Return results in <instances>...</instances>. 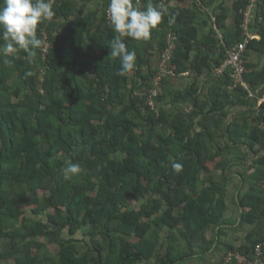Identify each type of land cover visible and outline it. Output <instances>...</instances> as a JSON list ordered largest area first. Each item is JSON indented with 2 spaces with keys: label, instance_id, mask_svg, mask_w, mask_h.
I'll return each mask as SVG.
<instances>
[{
  "label": "trees",
  "instance_id": "1",
  "mask_svg": "<svg viewBox=\"0 0 264 264\" xmlns=\"http://www.w3.org/2000/svg\"><path fill=\"white\" fill-rule=\"evenodd\" d=\"M90 1L55 0L53 19L38 25L46 53L44 44L31 60L19 50L10 64L0 54V264H182L219 241L235 164L249 184L234 198L238 222L249 227L227 248L252 257L264 240V0L252 28L260 38L245 51L247 87L233 88L230 72L214 69L246 37L248 0L234 3L233 26L223 3L151 0L168 14L148 41L122 38L136 53L124 75L110 56V0ZM170 30L172 65L193 79L163 80L156 111L147 93ZM69 161L81 170L65 179ZM226 254L220 264H238Z\"/></svg>",
  "mask_w": 264,
  "mask_h": 264
},
{
  "label": "clouds",
  "instance_id": "2",
  "mask_svg": "<svg viewBox=\"0 0 264 264\" xmlns=\"http://www.w3.org/2000/svg\"><path fill=\"white\" fill-rule=\"evenodd\" d=\"M108 26L115 35L110 41V56L120 62L119 75L131 72L135 67L136 53L130 51L123 37L135 41H148L152 29L156 28L168 14V8L154 6L151 0L145 5L142 0H110L107 7ZM55 15L52 0H0V54L7 59L19 50L35 57V49L44 44L43 32L38 36V25L51 21ZM182 165L172 163L174 171L180 172ZM65 179L80 172L78 163L69 161L62 167Z\"/></svg>",
  "mask_w": 264,
  "mask_h": 264
},
{
  "label": "built area",
  "instance_id": "3",
  "mask_svg": "<svg viewBox=\"0 0 264 264\" xmlns=\"http://www.w3.org/2000/svg\"><path fill=\"white\" fill-rule=\"evenodd\" d=\"M259 1L260 0H248V4L242 10L244 15L242 27L246 37L244 40L228 48V56L226 60L219 66H216L214 69V75L216 76H221L226 71L230 72V75L234 82L233 85L230 86V88H233L234 86H237L239 84L247 87V84L243 78V74L245 72L246 62H247L245 51L249 40L253 38H260V35L252 30L253 26L257 23V17L260 20L262 19L261 17L257 16ZM54 2L55 0H52V4H54ZM177 39L178 36L174 33L173 30H170L167 35L168 45L166 49L160 54V57L158 59L157 72L154 76L155 86L150 88L147 93L148 94L147 103L150 104L152 108L155 109L156 111H158V109H157L155 97L159 93L157 86L163 80L165 79L173 80L175 78H180L182 76L193 75L190 70L178 74L172 65V58H173L174 48L177 43ZM48 47H49V43L47 41H44V48H43L44 53L47 52ZM261 99H264V97ZM185 109L187 111H190L192 109L191 104L185 106ZM261 125L264 126L263 123ZM232 257L236 258L238 264L244 262L247 264H264V240L255 247L252 257H249L248 255L242 252H235L231 250L228 251V253L226 254L225 263H227Z\"/></svg>",
  "mask_w": 264,
  "mask_h": 264
},
{
  "label": "rangeland",
  "instance_id": "4",
  "mask_svg": "<svg viewBox=\"0 0 264 264\" xmlns=\"http://www.w3.org/2000/svg\"><path fill=\"white\" fill-rule=\"evenodd\" d=\"M79 1H81V0H79ZM90 2H91L90 4L97 5V6H100V4H101L100 0H91ZM191 80L192 79H190V82H191ZM245 163L247 165L248 160H246ZM250 171H252V170L250 169ZM241 172H242V166L238 165V164H235L229 172L231 174V177H232V179L229 183V188H228V201H229V204L231 206L230 210L227 213L229 215V218L236 219L237 217H239L240 209L234 203V198L236 197L238 192H240L241 190L242 191L246 190L248 188V185H249L248 182H245V181L243 182L242 177H241ZM219 175H220V170L215 173V176L217 178H219ZM28 214L33 216V217H37L36 215H33L32 213L28 212ZM232 215H234V217H231ZM236 220L238 221V219H236ZM236 220H234V223L236 222ZM238 224H239V222H238ZM246 231H247L246 225L239 224V226H237V228H236V231L226 232L224 229L222 234L224 232H226L229 235H227V237L224 236V238L222 237V239L223 240L225 239L227 241L229 240V242L234 241V236L238 235V233L236 234V232H240L241 233V234L239 233L240 234L239 236L241 237L240 242H242ZM209 235L215 236V232H213L212 230H209ZM77 238H79V239L84 238L82 232H78ZM220 239H221V236H220ZM86 240H89V238L86 237ZM4 241H5L4 239H0V250L2 248H4V246H3ZM219 242L220 241H217L212 246L213 250H212V252H209V254L205 253L202 255L192 257L190 259L183 261L182 264H220L222 261V258L226 254V251H228V248H226V246L221 243L222 241L220 243ZM85 243H86V241H85ZM230 243H232V242H230ZM180 244L182 245V243H180ZM8 261L10 262L11 260H8ZM0 262H7V260L0 259Z\"/></svg>",
  "mask_w": 264,
  "mask_h": 264
},
{
  "label": "crops",
  "instance_id": "5",
  "mask_svg": "<svg viewBox=\"0 0 264 264\" xmlns=\"http://www.w3.org/2000/svg\"><path fill=\"white\" fill-rule=\"evenodd\" d=\"M236 1L237 0H213V3H212L211 8L212 9H215L216 6H218V5L222 4V3L225 4L228 7V11H229L228 12L229 13V20H228L229 25L230 26H233L234 25V20H235V17H236V10H235V6H234V3ZM100 2H101V0H100ZM90 3L91 2H89L88 8H96L97 7V5H93V4H90ZM177 3H178L177 0H170L169 1V4H172V5H176ZM187 3H188V5H192L195 8H197L196 5H193L194 4V1L193 0H188ZM215 27H216V25H215ZM209 29H210V26L206 27L205 30L208 31ZM159 57H157L154 60V63L156 65L158 63ZM248 59L254 60L256 62H258L260 60V58H258L257 55L254 54V53L250 54V56H248ZM190 79H193V75H191V76H182L180 78H175V79L172 80L173 81L172 83L175 86V88H184V87H186L190 83ZM202 79H203V77H202ZM208 84H210V82ZM168 106L170 108L172 107L171 104H169ZM230 208H231V206H230ZM231 217H234V215H232ZM226 218L228 219V223H226V224L223 225L224 228H225V231L226 232L236 231L237 226H239L238 221L236 219L239 220V218L238 217L236 219L229 218V215L228 214H227ZM234 220H236L235 223H234ZM248 227L249 226H246V228H248ZM226 232H224L223 234H221V239H219V241L220 242L222 241L221 243L224 244L226 246V248H227V244H229L230 242H232L233 244L235 243V245H239L241 243L240 242L241 237L239 236L241 234L240 232H236V234L238 233V235H235L234 236V241H230V242H229V240L227 241L225 239L224 240L222 239V237L224 238V236L227 237V235H229ZM245 234H246V232H245ZM212 250L213 249L211 248L206 254H209V252H212Z\"/></svg>",
  "mask_w": 264,
  "mask_h": 264
},
{
  "label": "water",
  "instance_id": "6",
  "mask_svg": "<svg viewBox=\"0 0 264 264\" xmlns=\"http://www.w3.org/2000/svg\"><path fill=\"white\" fill-rule=\"evenodd\" d=\"M144 202V198L140 199L138 204H142Z\"/></svg>",
  "mask_w": 264,
  "mask_h": 264
}]
</instances>
